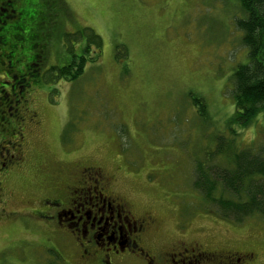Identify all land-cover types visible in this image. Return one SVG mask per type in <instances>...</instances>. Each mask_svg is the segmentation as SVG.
Returning <instances> with one entry per match:
<instances>
[{
    "label": "rangeland",
    "instance_id": "rangeland-1",
    "mask_svg": "<svg viewBox=\"0 0 264 264\" xmlns=\"http://www.w3.org/2000/svg\"><path fill=\"white\" fill-rule=\"evenodd\" d=\"M24 2L18 22L9 25L28 33L11 52L30 55L42 36L45 59L39 75L27 78L25 109L24 101L18 107L22 116L27 112L24 122L6 125L7 145L0 135V145L20 153L16 175L2 185L3 209L16 214L5 223L0 210V248L9 249L0 264H45L44 247L55 246L58 235L32 215L45 211L53 184L69 182L81 164L118 169L115 191L136 215L155 219L160 242L184 233L188 242L251 251L264 264V221L223 220L192 186L196 164L210 162L207 155L221 143H233L227 157L247 148L264 154L262 117L244 129L229 124L232 74L248 63L236 26L245 19L239 0ZM91 34L100 38L99 49ZM74 56L85 58L82 74L57 80L51 69L69 66ZM21 60L20 71L28 62ZM192 98L202 101L204 117ZM227 157L211 163L227 166Z\"/></svg>",
    "mask_w": 264,
    "mask_h": 264
},
{
    "label": "flooded vegetation",
    "instance_id": "flooded-vegetation-1",
    "mask_svg": "<svg viewBox=\"0 0 264 264\" xmlns=\"http://www.w3.org/2000/svg\"><path fill=\"white\" fill-rule=\"evenodd\" d=\"M22 1L0 0V6L6 8L5 11L0 8V67L5 64L8 67L0 78V135L4 142L8 137L5 132L10 130L5 129L6 125L11 120L24 122L27 114L19 113L22 108L19 105L24 101L25 109L30 84L21 88L13 72L21 59L28 61L24 66L25 74L30 69H40L45 59L46 40L42 36L30 55L11 58V46L18 48L17 42L28 33L23 34L27 31L25 27H19V33L9 25L16 24L25 10L21 6L26 3L21 4ZM36 33L32 35L35 37ZM18 138L21 140L23 136ZM17 147L12 153L0 145V210L5 223L16 214L3 209L5 191L2 185L10 175H16L15 162L20 156ZM114 170L107 172L98 166L76 165V173L67 177L69 182L60 180L53 184V199H45L42 203L45 211H34L32 215L45 222L48 234L58 235L59 242L55 246L44 247L47 251L45 264H258L251 251L237 252L225 245L208 247L194 239L188 242L184 233L173 235L169 243L160 242L155 219L149 213L136 215L125 196L115 191L119 173L118 169ZM8 250V247H1L0 253L8 254Z\"/></svg>",
    "mask_w": 264,
    "mask_h": 264
},
{
    "label": "trees",
    "instance_id": "trees-1",
    "mask_svg": "<svg viewBox=\"0 0 264 264\" xmlns=\"http://www.w3.org/2000/svg\"><path fill=\"white\" fill-rule=\"evenodd\" d=\"M239 3L245 19L238 20L236 26L243 33L242 43L248 51V63L239 65L232 74L234 114L229 124L244 129L259 117L264 119V0H239ZM34 20L32 17L30 23L33 24ZM20 30L16 28L19 33ZM30 37L32 40L34 35ZM89 39L98 49L101 47V40L97 35L91 34ZM11 48L15 49V46ZM85 53H89V47ZM10 54L15 59V54ZM75 57L69 66L51 69L57 80L68 77L75 79L82 74L85 58H77V62ZM39 72V69H30L25 74L24 70L21 72L16 69L13 75L17 76V84L24 88L29 84L24 78L33 80ZM192 102L201 109L198 114L204 117L205 106L202 101L192 98ZM230 132L231 135H236L232 130ZM232 144L229 142L225 146L221 143L214 153L207 155L210 162L196 164L192 186L223 220L239 224L256 216L264 221V154L247 148L232 152L227 157ZM217 156H226L229 164H212Z\"/></svg>",
    "mask_w": 264,
    "mask_h": 264
}]
</instances>
